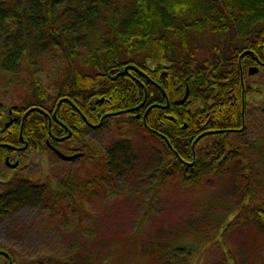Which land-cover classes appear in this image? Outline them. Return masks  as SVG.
I'll use <instances>...</instances> for the list:
<instances>
[{"label":"trees","instance_id":"1","mask_svg":"<svg viewBox=\"0 0 264 264\" xmlns=\"http://www.w3.org/2000/svg\"><path fill=\"white\" fill-rule=\"evenodd\" d=\"M257 61L264 62V0H0V68L12 78L27 69L30 90L24 102L0 109V158L30 149L61 151L86 128H101L127 114L173 155L153 169L165 175L174 166L186 176L200 170L204 158L207 175L216 162L228 164L227 152L233 150L221 142L215 155L211 150L200 156L199 147L208 137L224 140L230 132L244 131L253 94L247 70ZM44 73L53 74L57 88L51 106L46 105ZM81 145L70 154L90 158L88 175L93 176L60 181L64 196H92L97 186L103 189V183L132 171L136 151L131 140L111 147ZM232 167L220 172L229 174ZM191 180V175L181 178ZM27 183H7L0 214L32 197ZM31 186L40 188L46 203L57 204L58 194L50 196L47 185ZM158 242L152 241L148 252L161 255ZM175 249L183 253L184 248ZM0 254L9 257L6 264L13 262L10 253L0 249ZM114 255H98L95 261L93 249L85 246L59 263L123 264ZM147 256L155 261L145 253L141 262Z\"/></svg>","mask_w":264,"mask_h":264},{"label":"rangeland","instance_id":"2","mask_svg":"<svg viewBox=\"0 0 264 264\" xmlns=\"http://www.w3.org/2000/svg\"><path fill=\"white\" fill-rule=\"evenodd\" d=\"M50 64L53 66L52 61ZM45 68L48 71L50 65ZM18 76L12 78L0 68V109L29 98L27 69ZM246 77L253 87L247 125L242 133L230 132L224 140L211 136L202 142L200 156L211 150L215 155L221 150V142L233 150L227 152L231 156L228 164L216 162L207 175L204 158L201 166L205 167L186 172V176L174 166L170 168L173 172L165 175L153 169L173 155L158 138L129 121L127 114L109 119L101 128H86L77 141L60 148L71 155L72 149L82 148V142L92 147L133 142L136 160L132 171L122 172L107 185L103 183V189L97 186L92 196L79 198L81 192L70 198L59 190L60 181L73 183L80 176H93L88 175L93 167L88 157L65 161L49 149L3 155L0 193L13 179L28 180L27 189L34 192L31 198L0 214V249L10 253V264H60L75 258L85 246L93 249L95 261L98 255L111 253L123 264H171L175 254L179 255L176 264H227L230 259L232 264H264V218L259 212L260 207L264 209V67ZM42 78L48 94L46 105L51 106L57 97L53 74L44 73ZM121 120L118 129L116 124ZM6 156L13 164L19 162L18 166L7 165ZM232 164L229 174L220 172ZM190 175V182L181 181ZM31 184L47 185L50 196L52 192L58 194L57 204L46 203L40 188ZM156 240L164 248L159 256L148 252ZM177 246L184 248L183 253L175 249ZM145 253L154 255L155 261L147 256L149 259L141 262ZM167 253L173 260L163 256ZM6 260L9 257L0 254V264Z\"/></svg>","mask_w":264,"mask_h":264},{"label":"water","instance_id":"3","mask_svg":"<svg viewBox=\"0 0 264 264\" xmlns=\"http://www.w3.org/2000/svg\"><path fill=\"white\" fill-rule=\"evenodd\" d=\"M259 71V67L258 66H251L250 69H249V74L250 75H253L255 73H257ZM188 95H189V91L187 92V94L185 95V97L178 101L179 103H183L187 98H188ZM12 123V121H9L7 124L10 125ZM52 150L54 151V153L61 159L65 160V161H73L79 157H82L84 155V153L82 152H78V153H74V154H71V155H68V154H65L64 152L60 151L59 149H57L56 147H51ZM6 162L9 166L15 168L18 166V162H15L14 164L10 162L9 160V157L6 158Z\"/></svg>","mask_w":264,"mask_h":264},{"label":"flooded vegetation","instance_id":"4","mask_svg":"<svg viewBox=\"0 0 264 264\" xmlns=\"http://www.w3.org/2000/svg\"><path fill=\"white\" fill-rule=\"evenodd\" d=\"M253 66H258V67H264V62H262V63H259L258 61L256 62V63H254V64H252ZM250 67H251V65L248 67V70H247V72H248V74H249V69H250ZM250 75V74H249ZM18 148V147H17ZM8 156H6L5 157V163L7 164V162H6V158H7ZM18 160H19V158H17ZM19 163V162H18ZM9 164V163H8ZM7 164V165H8Z\"/></svg>","mask_w":264,"mask_h":264},{"label":"bare ground","instance_id":"5","mask_svg":"<svg viewBox=\"0 0 264 264\" xmlns=\"http://www.w3.org/2000/svg\"><path fill=\"white\" fill-rule=\"evenodd\" d=\"M243 115H244V113H243ZM246 119L247 118H245V117L243 118V124H242L243 126L242 127H246V125H247V120Z\"/></svg>","mask_w":264,"mask_h":264}]
</instances>
